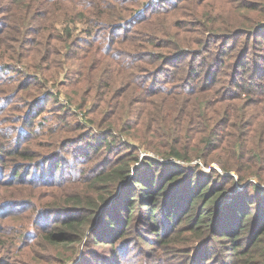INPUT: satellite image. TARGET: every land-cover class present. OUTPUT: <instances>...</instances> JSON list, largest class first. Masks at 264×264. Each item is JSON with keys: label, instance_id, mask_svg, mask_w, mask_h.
<instances>
[{"label": "trees", "instance_id": "obj_1", "mask_svg": "<svg viewBox=\"0 0 264 264\" xmlns=\"http://www.w3.org/2000/svg\"><path fill=\"white\" fill-rule=\"evenodd\" d=\"M78 2L70 0L74 5L68 7L62 5L64 0H18L20 11L11 47H0V55L26 60L33 74L38 76L36 73L40 71L42 76L38 80L23 79L33 84L24 83L19 89L21 106L31 103L34 109L30 106L23 112L22 107L10 108L9 111L20 113L4 116L8 118L4 122H21L11 152H17L21 158L34 157L24 146V126L36 123L43 106L56 104L58 99L46 94L43 88L51 80L58 81L65 72L61 86L71 101L81 109L98 102L91 109L89 120L106 132L95 133V150L102 155L104 148L113 152L120 149L114 158L102 163L97 180L113 182L117 187L133 174L131 163L137 162L139 155L132 143L118 138L117 131L125 132L138 140L139 146L166 158H200L211 171L202 173L199 162L184 167L173 161L163 163L153 159L150 164L154 175L131 178L130 187H137V192L127 195L125 207L116 197L113 204L119 210L114 209L113 213L105 210L100 218L104 227L99 229L91 227L96 220L92 212L109 198L98 200L88 188L67 181L60 195L47 201L52 204V212L61 213V218L53 230L44 229L46 240L50 244L79 242L88 234V240L98 245L114 243L116 232L126 234L125 229L116 228L121 212L126 213L125 222L129 226L132 214L127 213L128 208L134 213L146 204L152 218L162 211L167 221H171L182 212L178 222L183 218L189 222L188 230L194 239L205 238L207 234L206 242L214 245L209 260L216 257V263L220 264H264V35L261 33L264 29L252 32L250 39L262 49L230 45L106 47L123 32L118 28L124 24L114 25L108 34L98 33L105 47H88L97 42L102 44L94 40L102 25V17L94 12H102L92 1L91 6ZM117 9L118 5L113 11ZM144 14L135 17L142 18ZM63 20L82 21L86 37H76L71 26L58 28L57 22ZM98 22L101 24L97 27ZM157 50H166L167 55ZM160 64L163 66L157 68ZM2 85L0 92L4 93ZM7 96L1 95L0 102ZM65 110L68 109L58 115L59 126L54 132L57 137L67 132L60 125L69 116ZM122 147L126 148L123 153ZM0 151H5L3 144ZM127 153L129 159L123 156ZM55 156L57 152L50 157ZM50 157L35 164L17 161L11 173L13 182L5 186L16 188L31 168L38 175L37 170ZM51 163L48 172L51 175L64 165L61 159ZM213 163L221 170L213 167ZM73 168L82 167L73 165ZM71 169L68 164V170ZM61 178H66L64 173ZM203 254L207 253L199 252L197 256Z\"/></svg>", "mask_w": 264, "mask_h": 264}, {"label": "rangeland", "instance_id": "obj_2", "mask_svg": "<svg viewBox=\"0 0 264 264\" xmlns=\"http://www.w3.org/2000/svg\"><path fill=\"white\" fill-rule=\"evenodd\" d=\"M89 1L101 8L102 13L94 12L97 17H102V25L99 26L101 23H97L100 30H96L94 40H99L102 44L99 45L97 42L95 45L88 44V47H105L104 41L98 38V33L99 36L108 34L114 25L124 24L118 28L123 32L118 37H114L116 42L112 39L106 47H229L230 45V47L261 48L257 42L252 44L250 39L252 32L264 29V0H164L165 2L79 0L81 5L91 6ZM64 2L62 5L68 7L74 5L69 3L70 0ZM117 5L118 9L114 12ZM81 9L86 11L85 7ZM19 11L18 0H0V47H11ZM133 11L137 12L133 14ZM138 13L145 14L142 18H137L135 16ZM56 26L58 28L71 26L75 29L76 37H86L84 33L86 25L82 21L63 20L58 21ZM261 33L264 35V32ZM157 51L167 55L166 50ZM162 66L163 64H160L157 68ZM36 74L38 76L33 74L28 61L21 58L10 59L5 54L0 55V84H4L1 89L6 90L4 93L0 92V96L8 94L0 102V118L20 113L9 111L10 108L22 107L20 111H28L32 104L21 106L23 102L19 98L21 93L19 89L24 83L33 84V81L23 79L41 78L40 71ZM65 76L66 73L62 72L58 81L51 80L45 83L43 91L52 94L58 101L56 104L48 103V107L43 106L33 126H24L26 129L23 133L24 146L34 153L33 158H21L17 152H11L15 148L14 137L21 122L12 120L4 122L7 117L0 121V144L5 147V151H0V264H220L216 263V257L214 260H209L214 252V245L206 242L209 236L205 234V238L194 239V234L188 230L189 222L184 218L180 223L178 222L183 216L182 212L171 221H167L162 211L158 217L152 218L148 215L149 205L146 204L134 213L128 208L127 213L132 214V222L129 226V222H125L126 213L121 212L122 217H118L116 228L122 231L125 229L126 234L121 235L120 232H116L113 236L116 239L114 243L98 245L88 240V234L79 242L50 244L46 240L44 229L53 230L54 225L61 218V213L52 212L54 210L50 209L52 204L47 201H53L58 197L62 185L67 181H71L76 187L88 188L98 200L102 197L109 198L92 212L96 220L91 227L99 229L104 227L100 223V218L105 210L109 209L112 213L119 210L115 208L116 204H113L116 197L125 207L127 195L137 192V187H130L131 178L136 175L137 178L154 175L150 164L153 159L163 163L173 161L184 167H193L199 162L202 173L211 171V167L204 165L200 158L192 160L166 158L139 146L138 140L128 137L125 132L117 131L118 138L132 143L135 153L139 155L138 161L131 163L133 174L131 172L127 181L117 187L113 182L97 180V173L103 169H101L102 163L114 158L120 149L113 152L104 148L102 155L95 150V133L106 132L89 120L92 118L90 111L98 102L89 103L84 109L79 108L61 86ZM32 107L34 109L35 106ZM60 108L62 110H59ZM64 109H68L65 111L69 116L60 125L64 126L67 132L57 137L54 132L59 126L58 115ZM3 110L5 113L2 112ZM158 141L162 142L163 139ZM125 151L126 148L122 147L121 153ZM55 152L57 156L50 157ZM123 156L129 159L128 153ZM44 157L50 158L41 165L40 170H37L38 175L36 169L31 168L29 174H23L25 180L24 182L22 179L19 180L16 188L11 190L5 186L6 183L13 182L11 173L16 169L17 161L35 164ZM58 159L64 162L63 167L56 170L53 175L48 174L51 161ZM68 164L72 165L70 171ZM73 165H81L82 168L75 169ZM212 166L221 170L216 163ZM63 173L66 178H61ZM126 183L129 186L123 188ZM153 224L157 226H152ZM156 231L159 235L152 234ZM140 234L143 237H140ZM196 249L198 252L195 251ZM199 252L207 254L199 257L197 256Z\"/></svg>", "mask_w": 264, "mask_h": 264}]
</instances>
